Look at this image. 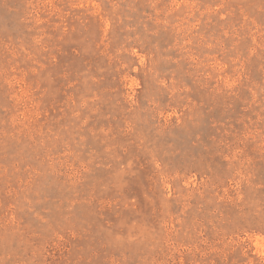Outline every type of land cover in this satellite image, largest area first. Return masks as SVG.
<instances>
[{
	"label": "rangeland",
	"instance_id": "374dc122",
	"mask_svg": "<svg viewBox=\"0 0 264 264\" xmlns=\"http://www.w3.org/2000/svg\"><path fill=\"white\" fill-rule=\"evenodd\" d=\"M0 264H264V0H0Z\"/></svg>",
	"mask_w": 264,
	"mask_h": 264
}]
</instances>
